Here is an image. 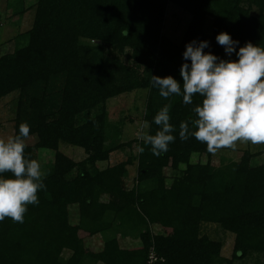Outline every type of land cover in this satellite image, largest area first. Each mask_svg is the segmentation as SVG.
<instances>
[{"label": "trees", "instance_id": "trees-1", "mask_svg": "<svg viewBox=\"0 0 264 264\" xmlns=\"http://www.w3.org/2000/svg\"><path fill=\"white\" fill-rule=\"evenodd\" d=\"M168 3L190 15L178 42L163 34ZM221 32L239 42L236 51L248 42L264 47V0L35 1L30 28L18 34L12 51L0 49V98L18 92L13 135L26 122L29 136L36 137L26 143L25 155L36 159V150L45 148L53 158L46 188L38 193L39 203L28 206L24 222L0 221V264H149L151 249L158 257L152 264H232L251 252L264 264V162L251 165L252 153L243 150L238 159L214 165L205 144L179 138V124L192 127V109L202 98L195 95L185 105L182 96L162 98L151 84V76L169 75L183 84L180 68L191 63L183 53L194 40L208 42L206 53L237 60L217 42ZM126 48L132 63L119 57ZM141 88L148 89L145 131L158 130L154 116L170 104L176 139L159 157L138 140V148L145 149L136 154L141 185L127 190L122 176L131 157L95 167L113 149L104 147V111L89 113ZM81 113L87 118L78 122ZM60 142L83 148L86 158L75 162L59 150ZM193 155L204 161L191 162ZM181 165L180 175L165 177V168ZM100 193L109 194V201L99 202ZM71 208L77 210L76 222ZM203 222L234 235L230 259L220 258V241L200 233ZM153 224L162 231L153 233ZM124 227L137 231V245L119 246L115 233ZM97 233L103 236L101 249H86L84 237Z\"/></svg>", "mask_w": 264, "mask_h": 264}, {"label": "clouds", "instance_id": "clouds-1", "mask_svg": "<svg viewBox=\"0 0 264 264\" xmlns=\"http://www.w3.org/2000/svg\"><path fill=\"white\" fill-rule=\"evenodd\" d=\"M216 40L227 55L235 52L238 59H219L204 52L207 41L194 40L183 53L184 60L191 61L180 68L183 84L171 75L151 76V84L162 98L182 96L185 105H191L195 95L202 98L192 109L196 115L192 127L188 122L179 124L181 141L194 137L212 155L222 149L235 150L238 144L264 145V47L248 42L236 51L239 42L226 32L219 33ZM170 107L165 104L155 114L158 130L154 134L145 131L147 121L139 125V139L157 157L176 139ZM29 133L30 126L22 122L17 135L0 138V221L9 218L23 223L28 206L38 204V193L46 188L40 162L25 155ZM144 151L139 148L140 153Z\"/></svg>", "mask_w": 264, "mask_h": 264}, {"label": "rangeland", "instance_id": "rangeland-1", "mask_svg": "<svg viewBox=\"0 0 264 264\" xmlns=\"http://www.w3.org/2000/svg\"><path fill=\"white\" fill-rule=\"evenodd\" d=\"M35 1L36 0H0V49L2 53L12 51L16 42L15 38L18 34L30 28L34 17ZM189 20V13L179 6L168 3L163 34L178 42ZM207 21L210 23V17L207 18ZM83 42L90 44L94 43L89 40H83ZM130 55V50L126 48L122 54H119V57L124 63H132ZM147 91V88H141L119 94L109 98L104 107L99 104L89 113V117H93L104 111L106 119L104 147L113 149L109 152L108 159L97 161L95 167L97 169H103L131 157L132 163L126 165V172L122 176V185L127 190L136 185H141L136 180V154L139 149V125L144 121L143 113ZM17 97L18 92L14 91L0 98V138L7 139L14 134V117ZM86 118L87 115L81 113L77 116V121L82 122L86 120ZM35 140L36 137L34 135L29 136L26 139V143L31 144L35 142ZM129 141L130 143L128 144ZM59 150L75 162H79L87 156L83 148L63 142L59 143ZM243 150H248L252 153L251 165L254 166L264 162V145H252L250 143L238 144L235 150L222 149L215 155H212L211 161L214 165H219L220 161L224 162L230 159H238ZM52 158V151L45 148L36 150V159L40 162L42 171L45 172L50 166ZM197 160L204 161V157L199 158L197 155L191 157V162ZM183 169L184 165H181L179 170L165 168L163 173L165 177L168 178L174 175H180ZM71 174L72 176L75 174V169ZM109 199V194H99V202H107ZM70 218L72 222H76V208L70 209ZM151 229L153 233L162 231L156 224L151 225ZM115 232L116 229L113 230V233ZM136 233L137 231L135 229L128 227H124L123 230L117 231L115 235L119 246L122 248H130L137 245L138 239ZM200 233L207 235L210 239L220 241L222 244L220 258L223 260L230 259L234 239V235L231 232L223 230L217 223L203 222L200 225ZM83 241L86 249L97 251L101 249L103 245V236L101 233H97L92 236H85ZM65 255H68V253ZM261 259L262 257L259 253L251 252L244 258L233 261L232 264H261ZM96 264L102 263L99 262Z\"/></svg>", "mask_w": 264, "mask_h": 264}, {"label": "built area", "instance_id": "built-area-1", "mask_svg": "<svg viewBox=\"0 0 264 264\" xmlns=\"http://www.w3.org/2000/svg\"><path fill=\"white\" fill-rule=\"evenodd\" d=\"M158 257H157V255L155 254V252L151 249L150 251H149V254H148V263L149 264H152L156 259H157Z\"/></svg>", "mask_w": 264, "mask_h": 264}]
</instances>
